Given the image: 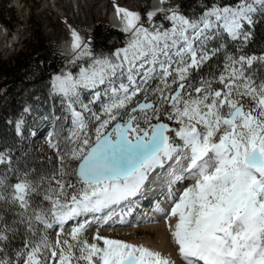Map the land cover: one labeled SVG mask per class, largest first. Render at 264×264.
I'll list each match as a JSON object with an SVG mask.
<instances>
[{"label": "snow or ice", "instance_id": "1", "mask_svg": "<svg viewBox=\"0 0 264 264\" xmlns=\"http://www.w3.org/2000/svg\"><path fill=\"white\" fill-rule=\"evenodd\" d=\"M198 7L192 15L179 5L148 11L149 22L165 14L171 27L164 29L117 5L129 37L117 62L94 57L71 31L76 58L92 64L78 77H52L71 118L66 135L49 139L58 167L35 179L24 172L14 184L0 176V264H176L144 244L85 236L89 215L106 223L112 212L95 214L137 197L173 160L181 166L173 181L193 182L170 193L169 210L156 211L182 264H264V50L244 51L264 21V0H201ZM118 76L127 82L116 83ZM105 84L94 93L107 97L99 111L79 102L82 89ZM23 123L16 122L18 134ZM10 159L0 152V164Z\"/></svg>", "mask_w": 264, "mask_h": 264}, {"label": "rangeland", "instance_id": "2", "mask_svg": "<svg viewBox=\"0 0 264 264\" xmlns=\"http://www.w3.org/2000/svg\"><path fill=\"white\" fill-rule=\"evenodd\" d=\"M180 1L166 0L163 4L155 5L154 0H79L77 7L70 0H0V65L14 58L20 47L34 48L38 40H42L46 50L52 51L53 55L58 57L57 62L59 64V71L51 75L42 84L46 90L27 99L25 107L30 108V112L22 111V114L14 122H8L10 127L6 129L5 137H0V144L4 147L0 152L11 157L14 156L11 163L0 164V176L7 177L6 183L14 184L17 181V179L15 182L12 181L15 163L38 164V167L30 168L28 171L33 179L46 175L58 167L57 154L49 146V139L55 140L66 135L70 127V118L65 104L67 98L52 91V77L69 72L78 75L84 66L89 67L92 64L91 57L77 59L67 55L64 49V41L68 39L70 30L75 28L80 36L89 42L94 57H109L113 59V62H116L113 53L103 55V53L97 52L93 46L94 28L98 24L104 27H115L111 23V15L109 16L111 10L120 5L129 10L140 12L146 27L159 25L164 28L162 23L156 21V16L149 22L146 13L162 7L164 9L173 8L179 5ZM161 14L164 17L165 14ZM16 33L18 38L13 40ZM225 39L227 40L226 34ZM237 46V44L227 40L229 51H235ZM36 75L37 72L32 73L31 78L34 79ZM3 78L4 76L0 72V81ZM2 93L3 88L0 89V94ZM20 119L24 121L22 124L24 135L22 136L15 129V123ZM162 119L165 118L162 117ZM165 122L167 121L165 120ZM31 128L37 129L38 138H34L32 133H28ZM186 182L183 186L187 184ZM11 218L9 216V219ZM135 220L139 221V218L133 221ZM120 223L122 225V222ZM73 224L70 223L65 226V236ZM110 228H100L98 224L92 222L88 225L85 236L90 242L96 232L128 242L146 237V231L142 227L138 229L123 228V232H119L114 227ZM56 230V226L48 230L50 239L53 241L56 238ZM153 235L155 238L156 234ZM20 243V240L17 239L13 245L15 244L16 247Z\"/></svg>", "mask_w": 264, "mask_h": 264}, {"label": "trees", "instance_id": "3", "mask_svg": "<svg viewBox=\"0 0 264 264\" xmlns=\"http://www.w3.org/2000/svg\"><path fill=\"white\" fill-rule=\"evenodd\" d=\"M200 2L201 0H181L179 7L185 14L192 15L200 11L198 7ZM223 2L229 3L230 0H223ZM156 21L162 23L164 29L171 27V22L164 19L161 13L156 16ZM128 38V34L113 26L104 27L98 24L94 28L93 46L97 52H101L103 55L112 54L117 47L125 46ZM262 50H264V21L257 23L253 42L244 48L248 54H259ZM57 60L58 57L43 46V41L38 40L34 48L20 47L14 58L9 62L1 63L0 72L4 78L0 81V89L3 88V93L0 94V137H5L6 129L10 127L8 122H14L22 114L27 99L46 90L42 84L59 71ZM216 62V60L212 61L213 64ZM207 70V68L204 69V71ZM34 72H37V75L32 79L31 75ZM3 148L0 144V150ZM15 165L12 175L14 182L17 176L28 172L30 168L38 167L36 163L25 165L19 162ZM13 248H15V244Z\"/></svg>", "mask_w": 264, "mask_h": 264}, {"label": "bare ground", "instance_id": "4", "mask_svg": "<svg viewBox=\"0 0 264 264\" xmlns=\"http://www.w3.org/2000/svg\"><path fill=\"white\" fill-rule=\"evenodd\" d=\"M70 1H72L77 7L79 6V0H70ZM160 3H161V0H154L155 5H159ZM118 6H120V5H118ZM115 9L116 8H114L111 12V16H110L111 23H112V25H114L118 29H122V26H123L122 20L120 19V17L117 16ZM73 29H75V28H72L70 30L68 39H66L64 41V49L66 50L67 55L71 56V57H74L76 55L72 49V46H71L72 45L71 31ZM17 38H18V34L16 33L13 40H15ZM120 48H123V47H119L117 49H120ZM114 58H115V56H114ZM115 60H116V58H115ZM186 166H187V161H184L183 167H186ZM156 170H157L156 175L158 174V176L154 175V179L146 187V190L151 191V192H157L158 189L160 188V185L168 177L167 176L168 170H166L164 168L163 169L158 168ZM161 171H162V173H161ZM192 182L193 181H191V180H187L186 183L189 184ZM183 184L184 183H181V184H179V186L173 188V190L171 192H169V194H166L164 199H159L154 204V207L148 209L147 213L139 212V215L137 217V218H139V221L138 220L133 221L135 217H132L130 220L131 200L127 201V202H122L120 205H115V206H113L112 209L104 210L101 213L95 214L97 217H105L108 215L109 212H112L113 214L111 216V219H108L106 223H105L104 219L93 220L91 215H89V219L92 222H95V224H98V227H100V228H108V227L113 228L114 227V229L116 228L119 232L120 231L123 232L122 231L123 228L132 227V228L138 229L139 227H142V229L144 231H146V237L144 239H133V241L131 243L144 244L148 247L159 250L163 254L171 256L172 259L176 261V264H182V262L180 261V258L178 257L176 246L173 243L172 238L170 236V233H169L166 221H165V217H164L163 213L157 212L156 208H157V206H159L165 210H169L170 206H171L170 199H169L170 193L182 190V188L184 186H186V185L183 186ZM146 190L144 188V190L142 189V191L140 193L147 195ZM139 196L140 195H138L136 199H138ZM121 216H123L122 220H121ZM141 216H143V218ZM137 218H135V219H137ZM150 218H152V219H150ZM131 221H133V222H131ZM120 222H122V225ZM172 222L174 223V220ZM70 223L73 224L74 222H69L68 224H70ZM110 230H111V228H110ZM154 233L156 234L155 238L153 235Z\"/></svg>", "mask_w": 264, "mask_h": 264}]
</instances>
